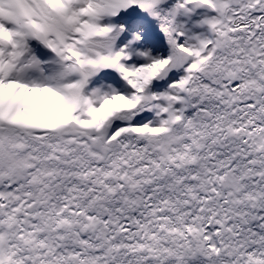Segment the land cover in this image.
<instances>
[{
	"label": "snow or ice",
	"instance_id": "snow-or-ice-1",
	"mask_svg": "<svg viewBox=\"0 0 264 264\" xmlns=\"http://www.w3.org/2000/svg\"><path fill=\"white\" fill-rule=\"evenodd\" d=\"M0 264H264V0H0Z\"/></svg>",
	"mask_w": 264,
	"mask_h": 264
}]
</instances>
